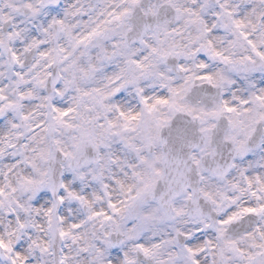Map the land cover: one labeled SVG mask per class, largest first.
<instances>
[{
	"label": "snow or ice",
	"instance_id": "1",
	"mask_svg": "<svg viewBox=\"0 0 264 264\" xmlns=\"http://www.w3.org/2000/svg\"><path fill=\"white\" fill-rule=\"evenodd\" d=\"M0 264H264V0H0Z\"/></svg>",
	"mask_w": 264,
	"mask_h": 264
}]
</instances>
